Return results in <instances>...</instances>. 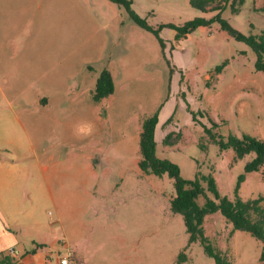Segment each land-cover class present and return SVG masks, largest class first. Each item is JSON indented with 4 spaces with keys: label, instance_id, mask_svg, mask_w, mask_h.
Instances as JSON below:
<instances>
[{
    "label": "rangeland",
    "instance_id": "1",
    "mask_svg": "<svg viewBox=\"0 0 264 264\" xmlns=\"http://www.w3.org/2000/svg\"><path fill=\"white\" fill-rule=\"evenodd\" d=\"M245 1L240 18L221 16L245 35L259 34L264 0ZM132 2L153 29L216 14L189 0ZM159 36L163 51L108 0H0V160L19 170L28 190L16 220L34 239L25 248L54 244L60 253L63 242L86 264H178L180 252L179 264H216L201 245L188 246L182 217L170 211L171 180L139 175L141 124L159 109L156 156L184 179L212 175L232 199L252 155L237 159L206 131L264 141V98L246 86H264V74L254 53L216 23L178 40L167 28ZM104 66L114 92L95 102ZM238 196H264V173L245 174ZM203 230L229 264H261V244L230 234L220 215L207 216Z\"/></svg>",
    "mask_w": 264,
    "mask_h": 264
},
{
    "label": "trees",
    "instance_id": "2",
    "mask_svg": "<svg viewBox=\"0 0 264 264\" xmlns=\"http://www.w3.org/2000/svg\"><path fill=\"white\" fill-rule=\"evenodd\" d=\"M117 7L123 9L129 18L140 28L152 33L157 39L162 51L164 42L159 36L161 28L175 31V40L194 33L200 27H209L216 23L219 30L225 32L235 42L246 45L255 55L254 69L264 74V29L259 34L247 35L234 29L228 19L222 18V13L229 10L230 13L240 18L241 10L246 5L245 0H189L190 6L203 13L216 12L210 19L195 17L193 20L180 26L172 24L153 29L147 25L146 20L139 17L132 9V0H108ZM264 12V8L259 10ZM114 92L111 74L104 66L96 79L93 99L100 102ZM159 109L151 116L145 118L141 124L139 135V170L153 177L167 176L173 186V194L169 201L170 211L182 217L185 232L188 235V246L199 244L203 247L207 257L213 259L216 264H229L226 256L211 243L204 235L203 224L207 216L218 214L227 224H230V234L236 231L248 233L261 244L259 262L264 264V196L254 199L241 200L238 196L240 184L244 181L245 174L264 173V141L242 134L239 138L228 135L226 138L216 136L206 131L210 138L217 142L221 150H231L237 159L252 155L250 161L244 165L243 174L238 177L233 190V198L221 195L212 175L197 173L191 180L181 177L179 167L156 156L157 142L155 130L158 124ZM215 127V125H214ZM205 130V129H204ZM163 145L170 144V137L164 138ZM33 250H36V246ZM12 256L0 253V264H12ZM186 260L184 252H180L177 263Z\"/></svg>",
    "mask_w": 264,
    "mask_h": 264
},
{
    "label": "crops",
    "instance_id": "3",
    "mask_svg": "<svg viewBox=\"0 0 264 264\" xmlns=\"http://www.w3.org/2000/svg\"><path fill=\"white\" fill-rule=\"evenodd\" d=\"M221 77L220 74L216 75L217 80H220ZM246 86L263 100V85L249 83ZM225 122L227 121L225 120ZM10 164L8 159L0 160V253L7 255L9 249L16 250V257H11L12 264H58L59 252L56 245H51L52 247L47 250H33V247H24L23 241L30 239V237H24L19 229L16 230V228H19L16 220L18 218V204L22 202L23 197L26 198L28 190L21 183L22 174L17 175L19 172L17 170L15 175L14 168ZM138 173L139 175L143 174L140 170ZM20 239L22 240L20 241ZM33 240L31 238L30 242ZM73 260L74 264L87 263L85 258L79 257L75 261L73 256Z\"/></svg>",
    "mask_w": 264,
    "mask_h": 264
},
{
    "label": "built area",
    "instance_id": "4",
    "mask_svg": "<svg viewBox=\"0 0 264 264\" xmlns=\"http://www.w3.org/2000/svg\"><path fill=\"white\" fill-rule=\"evenodd\" d=\"M62 250L58 253V264H74L73 253L68 244L61 243ZM8 254L12 257H16L17 251L13 248L9 249Z\"/></svg>",
    "mask_w": 264,
    "mask_h": 264
}]
</instances>
